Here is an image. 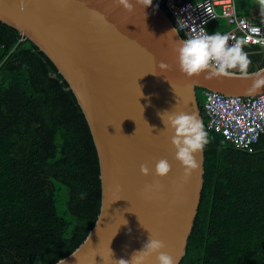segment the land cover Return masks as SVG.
<instances>
[{
    "label": "water",
    "instance_id": "95a60500",
    "mask_svg": "<svg viewBox=\"0 0 264 264\" xmlns=\"http://www.w3.org/2000/svg\"><path fill=\"white\" fill-rule=\"evenodd\" d=\"M131 2L132 10L118 0H0V20L34 42L67 80L98 153L97 221L84 242L54 264L130 261L149 231L181 264L201 204L205 150L197 154L200 167L185 175L174 130L165 128L160 113L171 111L162 113L165 119L195 113L204 122L199 88L243 97L264 92L249 91L252 73L264 66L248 77L182 72L175 49L184 37L170 16L156 0L148 7ZM160 159L172 166L166 176L156 175ZM142 164L150 174L140 171ZM151 260L157 264L155 255Z\"/></svg>",
    "mask_w": 264,
    "mask_h": 264
},
{
    "label": "trees",
    "instance_id": "16d2710c",
    "mask_svg": "<svg viewBox=\"0 0 264 264\" xmlns=\"http://www.w3.org/2000/svg\"><path fill=\"white\" fill-rule=\"evenodd\" d=\"M156 1L170 16L168 0ZM260 1L237 0L240 14ZM207 28L230 25L219 18ZM249 49L258 50L251 71L263 67L264 49ZM203 117L204 186L181 264H264V134L245 152ZM101 192L97 149L73 90L45 52L0 20V264H54L71 254L97 221Z\"/></svg>",
    "mask_w": 264,
    "mask_h": 264
},
{
    "label": "clouds",
    "instance_id": "9594fccd",
    "mask_svg": "<svg viewBox=\"0 0 264 264\" xmlns=\"http://www.w3.org/2000/svg\"><path fill=\"white\" fill-rule=\"evenodd\" d=\"M126 9L134 7L131 0H118ZM145 7L151 6L153 0H143ZM157 8L159 5L156 6ZM264 11V0H262ZM23 10V7L22 9ZM174 30V29H173ZM172 30V31H173ZM252 32H259L258 28H252ZM191 35L177 40L176 52L178 63L182 72L188 76H197L206 73L209 76H227L234 74L232 70H238L242 77L249 76V66L252 64L250 54L245 50L249 43L248 36L233 37L230 33L214 31L209 32L205 27L196 30L195 23L191 28ZM230 40L232 41L230 43ZM254 42H264V38ZM255 77L250 92L264 88V69L252 73ZM165 111L162 113H170ZM160 113L165 128L174 130L172 144L176 149V159L181 162L185 175H191L192 171L200 167L197 154L202 153L209 143L210 136L204 122L195 113L179 112L167 115ZM171 164L167 159H160L155 166L158 176H166L171 171ZM140 171L148 175L150 168L146 164L140 166ZM86 193H81L84 198ZM123 224H127V221ZM148 230V229H147ZM149 231V230H148ZM131 232V229H129ZM149 239L143 248L134 251L131 260L119 259L117 264H152L151 257L156 256L157 264H178L177 259L165 249L166 244L149 231Z\"/></svg>",
    "mask_w": 264,
    "mask_h": 264
},
{
    "label": "built area",
    "instance_id": "2783aa9c",
    "mask_svg": "<svg viewBox=\"0 0 264 264\" xmlns=\"http://www.w3.org/2000/svg\"><path fill=\"white\" fill-rule=\"evenodd\" d=\"M168 6L172 21L186 37L192 34L193 23L198 31L200 27L207 28L210 23L223 18L230 25L224 32L233 37H249V43L245 46L249 54L258 51L249 49V46L264 49V42H254L264 38V13L258 18L242 15L237 8V0H197L181 3L168 0ZM252 28H258L259 32H252ZM203 94L205 100L202 110L203 116L207 118V127L221 132L237 149L252 153L255 144L264 134V92L243 97L205 89Z\"/></svg>",
    "mask_w": 264,
    "mask_h": 264
},
{
    "label": "rangeland",
    "instance_id": "374dc122",
    "mask_svg": "<svg viewBox=\"0 0 264 264\" xmlns=\"http://www.w3.org/2000/svg\"><path fill=\"white\" fill-rule=\"evenodd\" d=\"M263 13L262 12H255V16H261ZM258 64H251L250 66H249V69H248V71H251L254 67H256ZM199 97H200V99L201 100H204V98H203V91H199ZM66 201V199L65 200H63V201H61V199H60V203H59V207H61L62 206V204L64 203Z\"/></svg>",
    "mask_w": 264,
    "mask_h": 264
},
{
    "label": "crops",
    "instance_id": "0c3cea01",
    "mask_svg": "<svg viewBox=\"0 0 264 264\" xmlns=\"http://www.w3.org/2000/svg\"><path fill=\"white\" fill-rule=\"evenodd\" d=\"M261 4H262V1H260L259 2V5H257L256 7H253L252 9H251V11H250V13H249V15H251V16H253V17H255V18H258L259 16H255L254 14H255V12H262V13H264V11H262V7H261ZM237 8H238V6H237ZM248 15V16H249ZM212 23H210L208 26H210Z\"/></svg>",
    "mask_w": 264,
    "mask_h": 264
},
{
    "label": "bare ground",
    "instance_id": "6f19581e",
    "mask_svg": "<svg viewBox=\"0 0 264 264\" xmlns=\"http://www.w3.org/2000/svg\"><path fill=\"white\" fill-rule=\"evenodd\" d=\"M171 18V17H170ZM176 25V24H175ZM178 28V27H177ZM179 30V29H178ZM180 31V30H179ZM181 32V31H180Z\"/></svg>",
    "mask_w": 264,
    "mask_h": 264
}]
</instances>
